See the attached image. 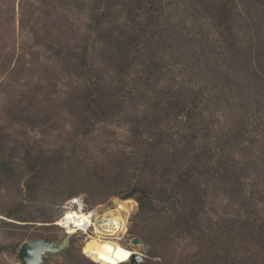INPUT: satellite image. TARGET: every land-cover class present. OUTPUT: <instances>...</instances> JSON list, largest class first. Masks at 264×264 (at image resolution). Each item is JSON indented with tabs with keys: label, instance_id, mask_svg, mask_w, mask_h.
Listing matches in <instances>:
<instances>
[{
	"label": "rangeland",
	"instance_id": "obj_1",
	"mask_svg": "<svg viewBox=\"0 0 264 264\" xmlns=\"http://www.w3.org/2000/svg\"><path fill=\"white\" fill-rule=\"evenodd\" d=\"M95 1L0 0V157L6 162L0 172V264H20L18 250L34 234L62 241L64 235L52 222L71 196L83 194L89 205L101 204L105 209L121 206L118 201L122 193L103 199L87 192L68 195L71 184L76 181L85 184L88 177H92L94 184L100 185L103 178L114 183L121 169L127 167L129 158L134 160L139 155L141 147L136 144L127 116L105 119L92 126L79 100L89 83L84 75L86 68L81 66L82 58L95 64L107 81L117 80L100 63L103 43L93 28L92 16L99 13L97 9L103 2ZM233 1L239 12L235 23L238 43L262 62L260 68L255 67L258 77L253 83L247 82V72L243 69L235 84L236 78L229 83L211 84L206 80L208 72H201L197 66L192 68V57L199 60L203 70L211 63L232 73L230 66L234 62L222 28L201 14L203 6L199 0H179L171 14L173 18L180 17L192 33L197 31L193 35L199 39L196 48L183 50V64L175 72L191 88L203 91L200 109L204 119L211 122L212 134L218 139L215 144L221 147L237 128L247 130L248 136L241 144H232V154L243 169L237 178L230 177V181L222 170L208 178L209 197L204 215L207 218L203 217L201 225L205 236H201V231L173 230L167 237L164 235L159 246L152 247L154 255L149 254L151 244L145 241V233L135 235L141 238L139 246L131 242L130 229L134 221H139L135 218L139 202L136 198L135 206L129 203L133 207L129 235L122 240L142 252L146 249L145 260L153 264H210L215 260L211 256L217 253L222 255L221 264L229 262L226 261L229 253L238 256L248 253L250 264H264V246L250 237L241 241L239 232L231 231L247 222L264 235V0ZM132 76L125 81L131 83ZM255 99L260 102H254ZM139 106L129 110L141 113L147 108L145 104ZM169 125L175 133L173 140H178L176 134L184 133L182 121L175 120ZM178 146L181 148L182 144ZM167 150L173 152L174 148L167 145ZM31 157H57L65 171L59 169L57 174L49 175L37 201L26 198L25 183L29 176L26 158ZM155 184L160 185V181L155 179ZM54 193H57L55 197ZM46 208L52 221L38 217ZM10 213H19V218H9ZM158 215L149 213L146 222L149 227L168 223ZM210 236L218 243L212 252L206 249ZM70 239L71 253H66L68 249L43 264L95 262L82 252L84 236L73 235Z\"/></svg>",
	"mask_w": 264,
	"mask_h": 264
},
{
	"label": "trees",
	"instance_id": "obj_2",
	"mask_svg": "<svg viewBox=\"0 0 264 264\" xmlns=\"http://www.w3.org/2000/svg\"><path fill=\"white\" fill-rule=\"evenodd\" d=\"M102 2L103 5L97 9L100 10L99 13L95 12L92 16L93 28L98 31L103 43L99 54L102 69L112 72L117 80L107 81L95 64L82 58L81 66L86 68L84 75L89 83L86 84L79 100L85 108L89 125L94 126L109 118L127 116L132 124L136 144L141 147L138 150L139 155L134 160L129 158L127 167L121 169L114 183L103 178L100 185L94 184L92 177H88L85 184H77L74 180L68 195L87 192L103 199L119 195L137 183L157 201L142 195L137 197L139 210L135 218L139 221L133 222L130 233L133 234L131 237L145 233V241L151 244L149 254L154 255L152 247H156V244L159 246L158 243H162L164 235L167 237L173 230L203 233L201 225L203 217L207 218L204 215L209 197L208 178L221 170L226 173L229 181L230 177H238L243 167L232 154V144H241L248 132L237 128L221 147L215 144L214 141L218 139L212 134L213 130L209 125L211 122L204 119L200 109L203 91L191 88L189 82L182 80L175 72V68L183 64V50L187 52L196 48L199 41L196 35H193L194 32L197 34V31L192 33L182 24L180 17L173 18L171 14L179 0ZM199 2L203 6L201 14L216 21L218 27L222 28V35L234 62L230 66L232 73L223 71L221 65L215 67L211 63L203 70L199 60L192 57V68L197 66L201 72H208L206 80L211 84L215 81L229 83L237 75L241 77L240 70L243 69L247 72V82L253 83L258 77L255 67L260 68L262 62L238 43L235 32V23L239 17L237 5L233 0ZM210 47L209 45V49ZM130 74L133 78L132 82L128 83L125 79ZM235 82L237 83V78L233 84ZM254 102L259 103L260 100L255 99ZM140 104L147 105V108L141 113H131L130 107L136 109ZM175 120L183 123L184 133L176 134L178 140H173L175 133L169 125ZM178 144H182V147L179 148ZM167 145L174 148V151L169 152ZM54 158H26V166L29 169L25 183L27 200L37 201L44 192L43 186L49 175L52 172L57 174L59 169L64 171L59 166L58 158ZM5 164L0 157V172ZM180 166L185 167L181 169ZM155 179L160 181V185L155 184ZM61 194L63 193L59 195ZM56 195L57 193L53 194L54 197ZM49 212L46 208L38 217L43 221H52ZM149 213L159 214L158 216L168 223L161 226L160 222L154 227H149L146 223ZM8 217L19 218V213H10ZM231 231L239 232L241 241L250 237L256 239L257 244L264 246V235L259 234L253 223L243 222L238 224V228H231ZM205 235L206 233H203L201 236ZM39 237L44 236L37 233L26 239ZM234 240L239 241V238H232V241ZM217 244V240L211 237L206 249L212 252V248H216ZM71 251L72 249H69L66 253ZM219 257H222L219 253L212 255L211 258L215 260L210 264H221ZM249 257L248 253L245 256L229 253L226 261L229 260L230 264H250ZM223 260L224 258L221 261ZM224 262L222 264H229ZM88 263L96 264L90 260ZM148 263L153 264L149 259L143 264Z\"/></svg>",
	"mask_w": 264,
	"mask_h": 264
},
{
	"label": "built area",
	"instance_id": "obj_3",
	"mask_svg": "<svg viewBox=\"0 0 264 264\" xmlns=\"http://www.w3.org/2000/svg\"><path fill=\"white\" fill-rule=\"evenodd\" d=\"M80 196L75 195L69 197L60 212V214L55 218V220L52 222V224L56 227H58L64 237L66 236H73V235H82L85 238V242L91 239L92 237H101L103 239H116L119 241V243L129 249L132 253L128 260L121 262L122 263H128L133 256L134 253H143L139 248L135 247L134 245H127L123 242L122 239H117L119 236L126 237L128 232V225H129V216L127 212H123L125 216H127V231L125 233H120L118 236H110L108 233L109 228H114L113 225V218L109 215H106V213L110 210H113L112 208L105 209L104 205H89L86 201V198L83 195L82 201L74 200L73 197ZM116 209V208H114ZM95 213V215H93ZM88 216L89 220H82L81 217ZM110 221L108 224H103L101 221ZM75 229L74 231L70 230ZM90 257L89 255H87ZM91 258V257H90Z\"/></svg>",
	"mask_w": 264,
	"mask_h": 264
},
{
	"label": "water",
	"instance_id": "obj_4",
	"mask_svg": "<svg viewBox=\"0 0 264 264\" xmlns=\"http://www.w3.org/2000/svg\"><path fill=\"white\" fill-rule=\"evenodd\" d=\"M144 196L152 198L155 201L157 199L149 194L145 189L141 188L137 183L122 193L120 199H133L135 200L138 196ZM103 224H108L110 221H101ZM131 242L139 246L141 238L135 236L131 239ZM71 246V239L69 236L64 237L62 241L52 239L48 237L35 238L22 243L18 250V260L20 264H43L48 261L55 259L60 253L67 251ZM145 261V256L141 253H134L131 257L129 264H140V261Z\"/></svg>",
	"mask_w": 264,
	"mask_h": 264
},
{
	"label": "clouds",
	"instance_id": "obj_5",
	"mask_svg": "<svg viewBox=\"0 0 264 264\" xmlns=\"http://www.w3.org/2000/svg\"><path fill=\"white\" fill-rule=\"evenodd\" d=\"M74 200L77 201H82L83 200V194H81L80 196H76L73 197ZM93 215H95V213H93ZM107 215H112L111 212L107 213ZM82 220H89L88 216H84L81 217ZM113 225L116 229V231H113L111 228L108 229V233L110 236H116L117 232H121V233H125L127 231L126 227H124L123 222H121L119 219L113 220ZM75 229L70 230V234L71 231H74ZM123 236H119L117 237V239H122ZM113 246H116L117 248H119L118 245H113L112 243H105L101 246V248L93 254V256L91 258H93L96 262V264H117V260H121V259H125L129 253L125 252V251H120L118 250L115 253V258H113ZM146 249L144 250L143 253H141V255H146ZM82 252L84 255H88L89 254V249L87 247V245L82 248ZM140 264H143V261H140Z\"/></svg>",
	"mask_w": 264,
	"mask_h": 264
},
{
	"label": "bare ground",
	"instance_id": "obj_6",
	"mask_svg": "<svg viewBox=\"0 0 264 264\" xmlns=\"http://www.w3.org/2000/svg\"><path fill=\"white\" fill-rule=\"evenodd\" d=\"M120 203V207H117L116 209H113V210H110L108 211L107 213L111 212L112 215H109L111 216L114 220L116 219H119L121 222H123V225L124 227H126L127 229V216H125L123 214V212H127L128 215L129 213H131V211L133 210V207L131 206V204L129 203H132L133 206H135V202L133 199H121L118 201ZM106 213V215H107ZM113 231H116L115 227L112 228ZM121 232H117V236L120 234ZM105 243H112L113 245H118L119 248H117L116 246H113V251H112V254H113V258H115V253L120 250V251H125V252H128L129 255L125 258V259H121V260H117V264H120L121 262H124L126 260H128V258L130 257L131 255V251L125 247H123L118 240L116 239H103L101 237H92L91 239H89L88 241H86L83 245V248L87 245L88 249H89V256L92 257L94 253H96L103 244Z\"/></svg>",
	"mask_w": 264,
	"mask_h": 264
}]
</instances>
